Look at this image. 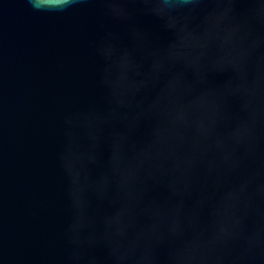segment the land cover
Here are the masks:
<instances>
[{"label":"clouds","instance_id":"1","mask_svg":"<svg viewBox=\"0 0 264 264\" xmlns=\"http://www.w3.org/2000/svg\"><path fill=\"white\" fill-rule=\"evenodd\" d=\"M23 2L77 10L91 69L56 116L47 264H264V0ZM2 127L0 41L6 261Z\"/></svg>","mask_w":264,"mask_h":264},{"label":"water","instance_id":"2","mask_svg":"<svg viewBox=\"0 0 264 264\" xmlns=\"http://www.w3.org/2000/svg\"><path fill=\"white\" fill-rule=\"evenodd\" d=\"M79 16L77 10L35 14L23 0H0L6 256L0 264H47L61 251L59 178L53 165L56 116L87 86L91 71ZM144 23L156 28L150 19ZM39 201L46 207L38 209Z\"/></svg>","mask_w":264,"mask_h":264}]
</instances>
